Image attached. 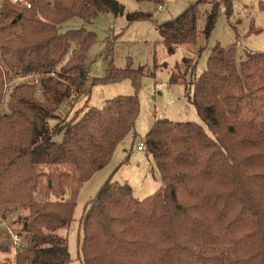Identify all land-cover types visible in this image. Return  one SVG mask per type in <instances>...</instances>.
Here are the masks:
<instances>
[{"label":"trees","instance_id":"16d2710c","mask_svg":"<svg viewBox=\"0 0 264 264\" xmlns=\"http://www.w3.org/2000/svg\"><path fill=\"white\" fill-rule=\"evenodd\" d=\"M28 1L30 8L12 0L0 8V108L12 75L40 76L38 86H17L10 113L0 115V208L29 211L20 232L28 245L15 264H70L63 231L74 220L81 187L109 165L127 136L136 135L145 73L112 61L105 77L89 84L86 56L96 33L86 27L61 32L75 17L88 24L101 15H123L117 0ZM235 1H224L228 20ZM222 3L196 0L176 19L158 22L168 53L199 41L204 51ZM152 19V13L127 14L129 23ZM113 46L108 42L106 60ZM195 72L196 64L186 66L184 77L192 79L181 83L192 91L187 99L211 135L198 123L157 120L144 142L162 186L139 200L128 183L107 180L80 219L81 264H264V114L253 108L264 102V50L238 60L234 45L218 43L203 74ZM181 78L173 74L170 83ZM124 80L132 82L134 95L115 97L102 110L89 107L93 86ZM83 94V109L51 128L49 120ZM58 134L61 142L54 139ZM9 249L0 241V250Z\"/></svg>","mask_w":264,"mask_h":264},{"label":"rangeland","instance_id":"374dc122","mask_svg":"<svg viewBox=\"0 0 264 264\" xmlns=\"http://www.w3.org/2000/svg\"><path fill=\"white\" fill-rule=\"evenodd\" d=\"M117 1L125 8L123 15L115 16L112 13L101 15L88 24H85L83 19L75 17L61 26L62 33L86 27L87 30L97 35V42L86 56V62L89 65V84L94 79L105 77L106 70L112 61L119 69H126L128 66L134 69L142 67L145 73L139 91L141 108L136 123V135L127 136L121 143L106 171L97 172L89 182L81 187L74 220L63 231V234L68 238L70 264H81L79 259L82 242L80 219L88 201L96 196L101 186L108 180L104 176L110 170L109 168L116 171L113 182L128 183L133 188L134 196L139 200L154 194L162 186L160 174L152 156L148 155L146 151L137 150L138 144L145 140L157 120L198 123L211 135L199 117L195 106L187 99V95L192 94V91L188 92L186 85L181 83L183 80L190 81L192 79L190 73L184 77L186 66L196 64L195 76L200 77L207 66L208 57L218 43L225 48L234 45L238 60H244L247 52L257 53L264 50V12L260 9V3L264 0H236L230 20L226 16L225 0H221L223 2L222 14L206 49L199 52L202 43L199 41L195 47H179L174 54H169L163 44L162 36L157 30V23L176 19L190 2L196 0H166L162 10L154 2ZM134 12L152 13L153 19L129 23L127 14ZM258 29L261 30L260 33ZM108 42H114V50L112 58L106 60ZM173 74L182 77L179 83H170ZM22 84L39 85L35 78L28 79L12 75L7 80L4 92L5 100L0 108V115L10 113L8 108L10 95L17 86ZM88 87L89 85H87ZM134 94L135 90L130 80L115 84L95 85L91 88L88 105L91 108L102 110L107 101L118 96ZM37 97L40 98L39 91H37ZM87 100L88 96L83 94L74 96L67 101L58 112L59 119L49 120L50 127L54 128L62 121L72 120L83 109ZM255 107L260 108L264 114V102L253 103V108ZM54 139L61 142L62 134L56 135ZM35 199L43 198L37 195ZM28 215L29 211L25 209L11 208L5 213V209L0 208V230L2 231L0 241L3 245L10 246L9 251L0 250V264H15V257L19 252L15 253L8 230L20 234ZM21 234L26 247L28 239L25 234Z\"/></svg>","mask_w":264,"mask_h":264},{"label":"built area","instance_id":"2783aa9c","mask_svg":"<svg viewBox=\"0 0 264 264\" xmlns=\"http://www.w3.org/2000/svg\"><path fill=\"white\" fill-rule=\"evenodd\" d=\"M4 0H0V8L2 7V2ZM14 3H21L23 6H26L27 8H30L31 5L30 3L27 1V0H12ZM163 6H160V10H162ZM51 76H55V74H52ZM28 79H31V78H35L36 79V82L37 84H39V78L40 76L39 75H34L33 77H27ZM137 149L139 151H145V142H140L138 144V147ZM8 234H9V239L11 241V243L14 245V248H15V253L17 254L18 252H20V250H22L25 246H24V243H23V240H22V234H18L16 232H13L12 230H8Z\"/></svg>","mask_w":264,"mask_h":264},{"label":"crops","instance_id":"0c3cea01","mask_svg":"<svg viewBox=\"0 0 264 264\" xmlns=\"http://www.w3.org/2000/svg\"><path fill=\"white\" fill-rule=\"evenodd\" d=\"M264 48V47H263ZM138 147V146H137ZM138 150V149H137ZM139 151V150H138ZM130 157V156H128ZM125 164V163H124ZM108 167V165H107ZM107 167H105L103 170H101L98 173H102L103 171H106ZM110 170L107 172L106 176H104V178H107L108 180L110 179L111 181H113L114 179V175L116 174V171H113V168H109Z\"/></svg>","mask_w":264,"mask_h":264}]
</instances>
